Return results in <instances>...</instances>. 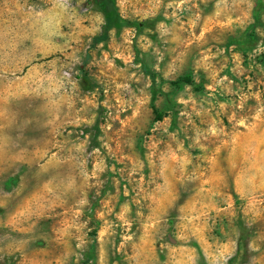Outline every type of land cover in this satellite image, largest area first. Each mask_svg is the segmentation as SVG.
I'll list each match as a JSON object with an SVG mask.
<instances>
[{
  "label": "rangeland",
  "instance_id": "1",
  "mask_svg": "<svg viewBox=\"0 0 264 264\" xmlns=\"http://www.w3.org/2000/svg\"><path fill=\"white\" fill-rule=\"evenodd\" d=\"M113 1L0 0V264H264V0Z\"/></svg>",
  "mask_w": 264,
  "mask_h": 264
},
{
  "label": "trees",
  "instance_id": "2",
  "mask_svg": "<svg viewBox=\"0 0 264 264\" xmlns=\"http://www.w3.org/2000/svg\"><path fill=\"white\" fill-rule=\"evenodd\" d=\"M95 3L99 6L101 9L104 17L109 20L113 21V17L115 14V9H114V1L113 0H94ZM117 24L116 22H114ZM175 85L179 84H192L193 80L191 79L190 75L186 74L184 76L179 77L177 80L173 82ZM152 111L157 115L158 111L157 109L152 106Z\"/></svg>",
  "mask_w": 264,
  "mask_h": 264
}]
</instances>
